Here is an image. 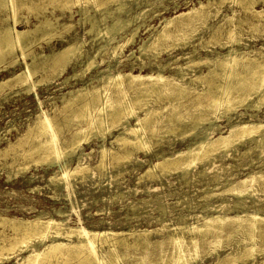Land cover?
<instances>
[{
    "label": "rangeland",
    "instance_id": "rangeland-1",
    "mask_svg": "<svg viewBox=\"0 0 264 264\" xmlns=\"http://www.w3.org/2000/svg\"><path fill=\"white\" fill-rule=\"evenodd\" d=\"M17 1L20 3H25L26 5L41 6L36 9H27L25 7H21L22 9L20 8L15 14L16 18L18 19V22L15 24V28L18 30L28 29L30 31H33L34 29L35 31L29 34V36L32 37L34 35L36 36L35 38H38L41 41H36L38 42V44L34 42L36 45L34 44L35 46H32L33 50L31 49L33 52H35L34 54L36 55V63L38 64V71L34 74L33 79L36 81L38 80V82L30 91H26L25 86H19L14 83V80H12L23 67V61L21 59L20 53L16 52L15 54V56H18V59L17 56L15 58V60H17V63L15 62V64H0V82L4 83V85H2L3 88L0 87V223H2L0 224L1 246H7L10 240L15 238L16 236L21 235L22 237L23 235L22 230H24L25 226L22 227V224L19 225L16 222H13L11 220L12 218L21 221L45 220L47 218H53L57 220L62 219L65 221V224L69 226L79 224L80 226H83L88 230L113 231L119 234L121 233V235L124 234V236H127L131 232L141 233V231L148 229V235L146 234L144 236L141 234L147 240V242L144 243L145 245L138 244L136 248L134 247L135 245H133L127 251H129V253L131 254V258H135L143 253H146L148 259L150 258L152 260L157 258L156 256H158L159 251L171 250L170 248L173 247V244H170V241L168 242V240H170L168 238V235L174 232L178 233L179 228L186 224V222L187 224H195L198 219L210 215H216L217 213L225 214L226 216H233L235 214H243L244 212H251L255 210H257L261 216H264V143L261 146H255V143L252 140L242 138V140L238 141L239 143H237V141L235 142V144L233 143L234 145H231V147H229L228 151L226 152H223L221 150H216L217 152L212 151L205 155L206 157L204 156V158L202 157L203 155H200L202 157L200 161H196L195 164L187 168L188 172L185 169H180L179 167L175 169H167L165 167H167L168 163L164 164L166 166L156 165L157 162H160L162 157L174 158L178 152H184L187 150V148L194 147L195 143H197L198 140L203 137L204 131H212V134H210V137L212 138L218 136L220 132L225 134L227 133L226 131L229 128L230 124L249 120V113L250 115H254L253 120H264V105H260L258 108L251 106V104H253L252 100H256L258 94L253 95L251 93V98L246 101L248 105H241L235 111H231L226 114L220 113V109L208 110L209 107H206L205 105L209 102L210 99L208 95H211L209 94V92L205 93V91L204 93H201L204 89L206 90V79H204L203 82L194 79V77L197 76L198 73H202L204 75L207 74V68L210 63H199L195 64V67H187V63L189 62L188 59L191 60L194 58L193 60L197 61L198 58H210L220 56L221 53H226V51L229 49L228 46L230 44H224L225 41H227V35L225 36L226 33H223V28H226V26L229 24L224 20L226 17L231 15L234 18L233 22L236 19L238 21L235 22L239 23L236 30L240 32V36L242 38V51L245 52L247 50L246 52H249L250 57L256 58L258 56L256 59H259L260 55L256 50H262L261 48L264 46V29L262 27H251L250 23L248 22L253 21V17H250L251 15L249 16V12L244 11L241 6L236 3H230L229 1L220 2V0L219 2L218 0H213V2H210L211 0H207L209 2L208 5L211 7V9L209 6V9L207 7L206 8L210 10L211 13L215 12V10L213 9H215L217 3H219L217 4V6L220 5L219 12L212 19L209 18L211 21L207 19L208 21L206 22V24L195 23L191 26L192 28L186 29L185 33H178L168 38L161 39L159 41L161 45L158 42L156 49L147 48V51L141 52L137 47H140L141 45L146 43L149 44L148 42L150 40V42H152L153 39L157 36L158 32L164 26L167 19L174 17L179 12L187 11L189 8H198L200 1L204 4H206L205 2L207 1L125 0L127 2L126 3L124 0H118L119 2L117 0H94V2H92L93 0L90 2H87L85 0H72V2L66 5V7L63 6V1L65 0ZM263 3L264 1L258 0V2L255 3L254 8L257 10H264ZM117 5L118 7L116 8ZM120 8L121 10H119ZM138 11H140L141 14ZM143 11H145L146 13ZM103 12L104 14H101ZM6 14V11L0 8V27L8 22V24L13 23L12 18H8L7 20H5ZM85 14L88 15V18ZM79 16L81 17L79 18ZM56 17H58L57 20H54ZM187 17L189 18V21H191L190 16H186L183 18L188 22ZM183 18H180L179 20L177 19L178 21L176 20V23L174 21V23L170 24L172 28L169 26V28L167 27V29H173L174 25H179L182 20L186 22ZM24 19L28 20L25 21ZM45 19L48 21L50 19L49 22L52 24V26H43L41 23L45 22ZM99 19L101 22L99 21ZM239 20H242V23H240ZM178 22L179 24H177ZM222 23H224L223 28H219L223 29L222 33L221 30L220 32L218 31L219 29L214 33V29H212V27L216 28L217 26L222 25ZM62 24L70 25L71 30H67V33L66 30H63V32H65L61 33L62 31L59 30H62ZM112 25L113 28H111ZM205 25L206 27L204 28ZM134 26L137 28V30H135L136 28ZM45 30L50 33V37L48 36V33L46 34ZM106 31L109 33H107ZM111 31H113L114 33ZM133 31L136 34H134ZM187 33L190 35H187ZM191 34L193 37L191 36ZM51 35L53 38L51 37ZM40 36H42V38ZM188 36H191L192 41L190 37L187 38ZM206 36L208 40L206 39ZM131 38L132 41L127 42ZM79 40L81 41V51L83 52L81 58H79L77 61L74 60L73 62H71L64 70V72L58 76H56L55 72L53 73L47 69V64L50 62V55L62 51L71 41ZM117 45L119 47H117L116 50H113ZM241 45H235V47H239ZM101 46L104 47L98 49ZM82 48L84 50H82ZM96 49H98V52ZM119 49H121V51ZM252 50L256 52L254 53ZM114 51L117 53L114 54ZM92 53L95 55H93ZM115 55H117V58ZM133 55L136 56L134 57ZM91 56L94 57V59L96 58L95 61H97L98 63L93 65L90 69L86 70L82 74L85 68V64L88 62L89 57ZM45 58L49 61H46ZM27 62L31 63L30 57H27ZM111 63L113 66L111 65ZM161 65L164 67H162ZM197 66L199 68H196ZM73 71H77L78 73H74ZM243 71H246V68ZM256 71H258V69H256ZM128 72L133 73V75L141 73L143 76H151L150 78L148 77L141 79L140 83L147 82L148 80L150 81L158 73H160L161 75H163V77L168 78V81L174 79V82L181 83L187 88V92L185 94H183L184 92H182L177 96L176 93L174 97L173 94L171 95V93L167 91L163 92L164 94L160 96L161 98L157 97L156 93H154L155 95L152 93L155 97H149V101L147 102L148 106H153V109L157 108L156 110H159V113H161L159 114L157 112L155 115H153L155 117L152 116L153 118L151 117V121L149 120L150 122H152L150 123L151 125L155 122V120H157L153 124V126L155 127V131L153 130L154 132H152L151 135V131L146 132L147 134L144 133V136L146 139H148L149 144L151 143L150 148L144 151V149L136 148L137 150H135V148L132 147L133 152L130 160L119 161L117 159L114 160L110 157H107L104 166L95 168L96 163H98L99 161L98 146L104 144L107 148L112 149L114 147L113 150H118V145L116 146V143L111 142L114 139V136L117 133L121 132V127L119 126L112 129L109 132L110 134L106 133L104 140H101V138L98 139V136H93L87 142L85 141L81 143L83 157L82 162H85L86 164L91 166V169L84 174L85 176H80L79 174L74 176L75 178L71 177L69 180V184H65L58 180H51L52 175L56 172H59L60 162L51 165L46 163L39 164L34 163V155L33 158H30L28 156L24 157L26 151L31 146L29 137L26 138V133L28 132L29 126L32 127L31 125H33L34 119L39 112L46 111L47 114H49L50 116L52 115L51 117L57 116L55 121L63 124V126L61 124V128L58 130L57 136L59 137V139H61L62 137H68V130L72 129L71 127L73 126L70 124L67 127V125L64 124V120L62 117L63 114H61L60 111V108L62 106L61 102L63 101V99L69 96V93L75 92L79 88L90 89L92 87H95V84L96 86L101 85V81L103 82V80H105L104 78L108 76L106 74L117 75L121 73L127 74ZM73 73L75 75L72 77ZM81 75L82 77H80ZM99 76L101 77L98 78ZM65 78L67 79V81L63 82ZM181 78H183L184 80ZM125 79L126 78H124V80L122 79L124 87L118 88V91L115 88L109 89L108 92L110 94H112L113 92H119V94H121L120 92H122L123 89V95H126V97L129 98H132L136 94H138L141 88L136 84L139 83V80L137 82L135 81L136 83L133 82L134 85H136L135 88L134 85L130 86V82ZM93 84L94 86H92ZM197 92L203 94V96L201 94L197 95ZM167 94H170L171 96H166ZM158 98L160 99L158 100ZM174 99H176L177 102ZM199 103H202V107L197 106ZM169 105H171L172 107ZM137 107L138 114L142 115L143 112L141 110L142 108H140L141 105H136V109ZM202 108H204V110ZM167 112L169 114H171L172 112H176V116H178L179 113L178 117H182L183 120L181 119V122H179L180 118H178V120L176 119V121L173 120L174 122L171 121L172 124L170 125V121L167 120V115H169ZM57 113L61 114V116ZM204 114H206L207 117L205 119L206 121L203 120V123L201 125L198 124L196 125L197 127L195 126L196 128L193 129L194 131L191 130V128L189 127L193 128L197 116H203ZM208 114L211 115L208 116ZM157 118H159V120ZM57 119L62 120L60 122ZM134 121L135 119L133 117L129 118L130 124L133 125L135 123ZM163 122H166L165 125ZM173 124H175V126ZM184 125L186 126L184 127ZM63 127H65L66 129ZM212 127L214 128V130L210 129ZM25 130L27 131L26 133H24ZM20 139H24V143H21L22 145L17 143L21 141ZM191 142H193V144ZM19 146L26 151H20L21 148H19ZM242 152H246V154H243L242 156ZM79 153L80 150H78L74 156L66 159H69L68 163L70 166L75 165V159L80 155ZM239 153H241V155H239ZM206 159H208V161ZM163 169H166V171H164ZM256 169H258L257 171L260 170V172L263 173V177L260 178L252 187L248 188L249 190L246 189V194L244 192L245 195L242 193L243 195L240 194L237 196L236 194H232L231 192L228 193V191H226V189L230 187L239 186L238 182L246 178L249 173L256 172ZM182 170L184 173L187 172L185 173V176H182L184 175ZM143 171H147L145 175ZM150 171L152 173H150ZM162 172L164 174H162ZM151 175L152 177H150ZM206 203H211V205L213 206H222L216 207L215 210H209L207 209V206H205L207 205ZM159 206H163L165 207V209L163 207L160 208ZM196 216L200 217L197 218ZM16 226L19 228H17ZM231 230L232 229L230 227H223L221 230H212L211 232H209L208 235L205 236V239L199 241L198 243L199 254L197 253L195 262H198L199 264H215L218 255H221V260L224 261L221 262V264H232L234 263V261V264H251L252 261H261L264 259V241L261 237H259L260 239L258 238L259 235L255 236L256 238H254L253 242H251L252 252L254 253H252L253 255L249 257L246 255L247 253L245 251L243 252L246 244L250 246L248 238H245V235H242L241 233H234L230 235ZM183 234L186 237H189V235L195 236V233L193 235V232L189 234L187 232H184ZM238 236L240 239L239 243ZM59 238V240L63 239L62 237ZM187 239L188 238H186V240ZM49 240V238H46L41 242L33 238L30 245L32 244L31 246L34 245L36 248L42 249L43 243L49 242ZM218 240L220 241L219 245L217 247H214L213 244L217 243ZM260 240L263 241H261V244L259 243ZM132 241L133 239L131 240V237L128 236L126 238L127 243L130 244ZM157 242L161 245H156ZM190 242L191 241L188 240L186 241V243L188 244H191ZM29 247L30 246L18 252L15 250H9L8 246L7 249L9 252H6V248L3 249L4 251L0 250V253H3L0 256V264H14L17 261L18 262L16 264H23L21 263V257H24L28 254V252L30 251ZM141 247L148 249L145 250L143 248V250L141 249ZM191 247L192 246L190 245L189 250L192 249ZM259 248L262 252L259 250ZM117 249L119 251H125L124 246H120ZM229 250H236L238 252V255L233 259V261H231L232 259H225L223 257V254L225 252H229ZM123 260L124 259L120 260L118 264H125V261ZM226 260L227 262H225ZM37 264L41 263L38 261ZM146 264L157 263L146 262Z\"/></svg>",
    "mask_w": 264,
    "mask_h": 264
},
{
    "label": "bare ground",
    "instance_id": "bare-ground-1",
    "mask_svg": "<svg viewBox=\"0 0 264 264\" xmlns=\"http://www.w3.org/2000/svg\"><path fill=\"white\" fill-rule=\"evenodd\" d=\"M27 1H29V0H27ZM85 1L90 2L92 0H85ZM223 1H229L230 3L232 2V3H236V4L240 5L244 11L250 13L249 14V16L251 15L250 17H253V21H250V22L247 21L248 23H250L251 27L252 26H253V28L262 27L264 29V10L263 9L257 10L254 8V5L256 2H258V0H220V2H223ZM261 1H264V0H261ZM70 2H72V0L71 1H69V0L63 1V6L66 7V5L69 4ZM92 2H94V0ZM210 2H213V0H211ZM218 2H219V0H218ZM115 3H117V2H115ZM205 3L206 4H204L203 2L200 1L198 8H195V7L189 8L187 11L179 12L174 17L167 19L165 21L164 26L163 25H162L163 27L161 26L162 29L159 32L156 31V32H158V34L153 39L152 42H150L151 40L149 42L147 41L149 44L146 43V44H143L137 48H139L141 52L147 51L146 50L147 48L156 49L158 42L161 39L168 38V37L175 35V34H178V33H185L186 29L192 28L191 26L194 25L195 23L196 24L197 23L206 24V22L208 21L207 19H209V18L212 19L219 12V6L220 5L217 6V4H219V3L216 2L217 3L216 7H215V9H213V10H215V12L213 11L214 13H211V11L208 10L209 9L208 8L209 2L207 1ZM214 6H215V4H214ZM21 7H25L27 9H36V8L41 7V6L40 5H38V6L26 5L25 3H20L17 0H0V8L4 9L7 13L5 20H7L8 18L9 19L12 18V21H13L12 24H8L9 23L8 22L6 24H3L0 27V64H3V63L15 64V62L17 61V60H15V58L17 56V55L15 56V54H16V52L20 53L21 59L23 61L22 62L23 67L20 69V72L14 76V78L12 80H14V83L19 85V86H25L26 91H30L31 89H33V87L38 82V80L36 81L33 79L34 74L38 71V64L36 63V55L34 54L35 52L32 51L33 50L32 46L35 44L34 42H36L38 40L41 41V40L38 38H35L36 36H34V35L32 37L29 36V34L33 33V31H35L34 29H33V31L32 30L30 31L28 29L27 30L26 29L25 30H18L15 28V24L18 22V19L16 18L15 14ZM117 7H118V5L116 6V8ZM91 9H93V8H91ZM111 9H113V8H111ZM210 9H211V7H210ZM119 10H121V8ZM145 11H143V12H145ZM138 12H140V11H138ZM101 14H104V12ZM140 14H141V12H140ZM157 14H158V12H157ZM69 15H73V14H69ZM81 15H82V13H81ZM85 15H87V14H85ZM107 15H105V16H107ZM117 16H115V17H117ZM186 16H190L191 21H189L188 17H187L188 22L186 19L183 18ZM27 17H29V16H27ZM43 17H45V16H43ZM53 17H55V16H53ZM80 17L81 16H79V18ZM57 18L58 17H56L54 20H57ZM87 18H88V15H87ZM180 18H183L186 22H184L182 20V22L180 24H179V22L177 23L179 25H174L173 29H167V27L169 28L170 24L174 23V21L176 23ZM100 19H99V21H100ZM113 19H117V18H113ZM120 19H121V17H120ZM134 19H135V17H134ZM233 19L234 18L232 17V15L225 18L224 21L229 24L226 26V28L225 27L223 28V24L225 22L219 26L214 25V26H217L216 28L212 27V29H214V33L217 32L216 30H218L220 27H222L224 29L223 33L225 32L226 33L225 36L227 35V39H226L227 41H225L224 44H226V43L230 44L228 46L229 49L226 51V53H224V54L221 53L220 56H215V57H210V58H208V57L198 58L197 57L198 58L197 61L193 60L194 58L191 60L187 58L189 60V62L187 63V67H190V68L193 66L195 67V64H199V63L209 64L210 63V65H208V68H207L208 69L207 74L204 75L202 73L201 74L198 73V75L195 76L194 79H197V80L203 81V82H204V79H206V87H205L206 90L204 89L203 92H201V93H204V91H205V93L209 92V94L211 96L208 95V97H210V99H209V102L205 106L209 107L208 110L220 109L221 110L220 113H223V114L224 113L226 114V113L231 112V111H235L241 105L242 106L248 105L246 103V101L251 98L252 94L253 95L258 94V97L256 100H252L253 104H251V106L258 108L260 105H264V46L261 48L262 50H256L259 52V55H260L259 59H256L258 56L256 58L250 57L249 52H246L247 50L245 52L242 51V49H241L242 45H243L242 38L240 36V32L238 30H236V28H238L239 23L235 22V21H238L236 19H235V21H234L235 23H234ZM241 19H242V17H241ZM247 19H249V18H247ZM27 20H25V21H27ZM93 20H94V17H93ZM118 20H119V18H118ZM49 21H50V19H49ZM49 21L45 19V22H42L41 24L43 26H50V25L52 26V24ZM81 21H82V19H81ZM1 22H3V21H1ZM85 22H87V21H85ZM163 22H162V24H163ZM239 22L242 23V20L241 21L239 20ZM119 23H120V21H119ZM123 23H124V21H123ZM58 24H60V23H58ZM113 25L111 26V28H113ZM149 26H150V24H149ZM209 26H211V25H209ZM54 27H55V25H54ZM117 27H119V26H117ZM205 27H206V25L204 26V28ZM61 28H62V30H59V31H62L61 33L65 32V31L63 32V30H66V33H67V30H69L71 28V26L62 24ZM91 28H94V27H91ZM106 29H108V28H106ZM121 29H122V26H121ZM206 29H208V28H206ZM223 29H219L218 31L220 32V30H221V33H222ZM135 30H137V28ZM111 32H113V31H111ZM34 33H36V32H34ZM47 33L49 36L50 33L46 31V34ZM107 33H109V32H107ZM132 33H131V35H132ZM134 34H136V33L134 32ZM187 35H190V34L187 33ZM191 36H192V34H191ZM191 36H188L187 38L190 37V39H191ZM40 37L42 38V36H40ZM51 37H52V35H51ZM61 37H63V36H61ZM133 39H134V37H133ZM148 39H150V38H148ZM206 39H207V36H206ZM50 40H51V38H50ZM145 40H146V38H145ZM79 41H71L70 43H68V45H66V47L62 51H60L61 50L60 49L59 50L60 52H57V53L50 55L49 56L50 62L47 64L48 65L47 69L53 73L55 72L56 76H58L64 72V70L67 68V66L71 62H73L74 60L77 61L79 58H81L83 52L81 51V41L80 42ZM129 41H132V38L129 39L127 42H129ZM182 41H185V40H182ZM191 41H192V39H191ZM36 43L38 44V42H36ZM189 43H188V45H189ZM159 44H160V42H159ZM224 44H223V46H224ZM119 45H120V43H119ZM203 45H204V43H203ZM235 45H241V46L235 47ZM244 45H247V44H244ZM102 47H104V46H101L98 49H100ZM112 47H113V45H112ZM117 47H119V46L118 45L115 46L113 50H116ZM83 48H82V50H84ZM98 49H96L97 52H98ZM151 49H149V50H151ZM119 50L121 51V49H119ZM93 52H95V51H93ZM116 53L117 52L114 51V54H116ZM93 55H95V54H93ZM149 55H150V53H149ZM156 55H158V54H156ZM156 55H155V57H156ZM193 55H195V54H193ZM39 56H41V55H39ZM115 56L117 58V55H115ZM27 57L31 58V63L27 62ZM155 57H153V58H155ZM17 59H18V56H17ZM95 59L92 56L89 57V60L85 64V68H84L82 74L86 70L90 69L93 65L98 63L97 61H95ZM49 60L46 59V61H49ZM42 61H44V60H42ZM113 61H116V60H113ZM111 65H112V63H111ZM167 66H169V65H167ZM162 67H164V66H162ZM6 68H7V65H6ZM196 68H199V67L197 66ZM245 68H246V71H243ZM256 69H258V71H256ZM259 69H260V71H259ZM81 71H82V69H81ZM75 72L78 73L77 71H75ZM74 73L72 74V77L75 75ZM185 73H187V72H185ZM121 74H117V75L106 74L108 76H106L104 74L106 77L104 78L105 80H103V82L101 81V85L96 86V84H95V87H92L90 89L79 88L75 92L69 93L68 94L69 96H67L66 98L63 99V101L61 102L62 106H61V108L60 107L59 108H60L61 114H63L62 117L64 120V124H66L67 127L70 124L73 126V127H71L72 129L68 130L69 131L68 137H62L61 139H59V137L57 136V132L61 128V124H62V123L60 124L59 122L55 121L57 116L51 117L52 115L50 116L49 114L46 113V111L45 112H42V111L39 112L38 111L39 113L36 116V118L34 119V123H33V125H31L32 127L29 126L28 132L26 130L24 132V133L27 132L26 138L29 137V140L31 142L30 148L26 151L20 147L22 145L21 143H24L25 137H24V139H20L21 140V141L19 140L20 142H17L18 144H21L19 146V148H21L22 150L20 149V151H26V153L24 152L25 153L24 157L28 156L30 158L31 157L33 158L35 156L34 157V163H39V164H42V163L45 164L46 163V164L51 165V164H56V163L60 162L59 172L54 173L51 177V180H55V181L58 180V181H61L65 184H69V180L71 177H74V176L79 175V174H80V176H82L87 171H89L91 169L90 168L91 166H89L85 162H82L83 157H82L81 143L85 142V141L87 142L93 136H98L99 137L98 139L101 138V140H104L106 133L108 134L112 129L117 128L119 126L121 127V130H120L121 132L117 133L111 142V143H113V142L116 143V146L118 145V147H119L118 150H116V149L113 150L114 147L112 149L107 148L104 144L100 143L101 145L98 146L99 147V152H98V157H99L98 160L99 161H98V163H96L95 168L96 167L100 168V167L104 166L107 157H110L114 160L117 159L119 161L130 160V158L132 156V152H133L132 147H134L135 150H137L136 148H138V149H144V151L146 149L150 148L151 143L149 144L148 139H146L144 136V133L151 131V133H150V135H151L152 132L155 131V127L153 126V124L157 120H155V122L151 125L150 123H152V122H150L151 121L150 119L155 117L153 115H155L157 112L159 113V110H156L157 108L153 109L152 108L153 106L152 107H149L150 105L148 106L147 102L149 101V97L150 98L155 97L154 93H156L157 97H160V96H162V94H164L163 92H166V91L171 93V95L173 94V97H174V95H176V93H177V96L180 95V93H182V92H184L183 94H185L187 92V88H186V86L182 85L181 83L174 82V79L168 81L167 80L168 78L163 77V75H161L160 73H158L150 81L148 80L147 82H143V83H140V80L144 79V78H148L149 76H147V75L143 76L141 73L133 75V73H131V72H128L127 74H122V75ZM104 75H102V76H104ZM182 75H181V77H182ZM80 77H82V75ZM100 77L101 76H99L98 78H100ZM124 78H126L130 82V86H133L134 83H136L139 80V83L136 85H138L141 88V89L139 88L141 92L139 91V93L136 94L132 98H129V97H126V95H123V93H122L123 89H122V92H120L123 96L121 94H119V92L118 93L113 92L112 94H110L108 92L109 89L115 88L118 91V88L124 87V85L122 83V79L124 80ZM181 79H183V78H181ZM66 81H67V79L65 78V80L63 82H66ZM68 81H69V79H68ZM9 84H12V83H9ZM2 85H4V83L0 82V87H2ZM136 85H134L135 88H136ZM92 86H94V84ZM188 92H190V91H188ZM16 93H18V92H16ZM201 93L197 92V95H200ZM124 94H125V92H124ZM168 95L171 96L170 94H167L166 96H168ZM201 95L203 96V94H201ZM182 96H184V95H182ZM204 97H205V95H204ZM160 98H158V100ZM177 99H178V97H177ZM174 100L177 102L176 99H174ZM252 102H250V103H252ZM180 104H182V103H180ZM201 104L202 103H199L197 106L200 107ZM136 105L137 106L141 105L140 108H142L141 109L143 112L142 115L138 114V112H137L138 107L136 109ZM169 106H171V105H169ZM202 109L204 110V108H202ZM184 110H186V109H184ZM161 111H163V110H161ZM199 111H201V110H199ZM61 114H58V115L61 116ZM159 114H161V113H159ZM175 114H176V112L175 113L172 112L171 114L167 115V120L170 121V123H169L170 125L172 124L171 121H173V120L176 121V119L178 120V118H180V117H178L179 113H178V116H176ZM201 115H202V113H201ZM204 115L199 116V117L197 116V119L195 120V124L193 125V128L189 127V125H188V127L191 128V130H193L194 128L197 127L196 125H198V124L201 125L203 123L202 121L207 118L206 114H204ZM209 115H211V114H208V116ZM130 117H133L135 119V121H134L135 123L133 125L130 124V122H129ZM249 117H250V119L247 121H241V122H237L234 124H230L229 128L226 131L227 133L223 134L222 132H220L219 135L216 136L215 138L210 137V134H212V131L211 132H210V130H208L209 132L204 131L203 137L200 138L198 140V142L196 141L197 143H195L194 147H189L184 152L183 151L178 152L174 158L162 157L160 162H157L156 165L161 166V165L168 163L167 167H165L167 169H172V168L175 169V168L179 167L180 169L182 168V169H185L187 171V168H189L191 165L195 164L196 161L199 162L200 159L202 157L204 158V156L207 155L208 153H210L212 151H216V150H221L223 152H226V151H228V148L231 147V145H234L236 141H237V143H239L238 141L242 140V138L252 140L255 143V146H261L264 143V120H253L254 115H252V114L250 115V113H249ZM214 118H216V117H214ZM157 119L159 120V118H157ZM181 119H182V117L179 119V122H181L180 121ZM57 120H59V119H57ZM61 120H59V121L61 122ZM167 120H166V122H167ZM165 123H164V125H165ZM173 125L175 126V124H173ZM62 126H63V124H62ZM185 126L186 125H184V127ZM63 128H65V127H63ZM181 128H183V127H181ZM210 129L214 130L213 127ZM173 131H175V130H173ZM180 133H182V132H180ZM24 136H25V134H24ZM60 136H61V134H60ZM181 136H182V134H181ZM21 137H23V136H21ZM178 137H180V136H178ZM25 141H28V140H25ZM191 143L193 144V142H191ZM18 144H17V146H18ZM190 146H192V145H190ZM255 146H253V147H255ZM13 150H14V148H13ZM78 150H80V153H79L80 155L78 157H76L75 165L70 166L68 163L69 159L68 160H66V159L74 156ZM89 151H91V150H89ZM234 152H235V150H234ZM246 152L245 153L242 152V156H243V154H246ZM18 153H20V152H18ZM261 153H262V151H261ZM200 155H203V156L201 157ZM239 155H241V153H239ZM160 157H161V155H160ZM2 160H3V158H2ZM206 160L208 161V159H206ZM164 166H166V165H164ZM5 167H8V166H5ZM163 170L166 171V169H163ZM257 170L258 169H256V172L249 173V175L246 178H244L243 180L238 182L239 186L230 187V188L226 189V191H228V193L231 192L232 194H236L237 196L242 194V193L244 194L246 189L249 190L248 188L252 187L260 178L263 177V173L260 172V170L259 171H257ZM0 171H1V169H0ZM161 171H159V172H161ZM146 172H144V175ZM182 172H183V170H182ZM187 172H185V173H187ZM127 173H128V171H127ZM150 173H152V172L150 171ZM150 173H148V174H150ZM185 173L182 176H185ZM162 174H164V173L162 172ZM150 177H152V175ZM150 177H148V178H150ZM146 179H147V176H146ZM49 180H50V178H49ZM231 185H232V183H231ZM245 194H246V192H245ZM209 196H207V197H209ZM205 206H207V209H209V210H211V209L215 210L216 207H221L222 205L213 206L210 203V204H207ZM235 206H236V203H235ZM162 207H160V208H162ZM163 208L165 209V207H163ZM196 217L199 218L200 216L199 217L196 216ZM182 219H183V217H182ZM11 220L13 222H16L19 225L22 224L21 225L22 227L25 226L24 230L21 229L23 231L22 237H21V235H19V236L15 235L16 237L14 236L15 238L10 240L9 244L7 243L9 250H11V251L15 250L17 252L21 251L22 249H26L28 246H30L29 247L30 251L28 252V254L24 257H21V260H22L21 263H23V264H37L38 261L41 264H118V262L122 259H124L123 261H125V264H146V262L157 263V264H199L198 262H195L196 257H197V253L199 251V247H198L199 241L205 239V236H207L208 233L211 232L212 230H215V231L221 230L223 227H230L232 229L230 232V235H232L234 233L235 234L241 233L242 235H245V238L246 237L248 238V240H249L248 242H250V246H248L246 244L244 250L243 249L242 250H243V252L245 251L247 253L246 255L249 257L251 255H253L252 253H254V252H252L251 242H253L254 238H256L255 236L259 235L258 238L261 237L264 241V216H261L257 210L251 211V212H244L243 214H235L233 216H226L225 214L217 213L216 215H210V216L202 217V218L198 219V221L195 224H187V222H186V224H184L182 227L179 228L178 233L174 232V233H170L168 235V238L170 239V240H168V242L170 241V244L171 243L173 244V247L170 248L171 250L159 251L160 253L158 252V256H156L157 258L152 259V260L150 258L148 259L146 253H143L140 256H137L135 258H131V256H130L131 254L129 253V251H127L133 245H135L134 246L135 248L138 244L145 245L144 243L147 242V240L144 236L146 234L148 235V233H149L147 231L148 229L141 231V233H132L131 232L128 234V232H127L128 235L124 236V234L121 235V233L119 234V233L113 232V231L88 230V229L84 228L83 226H80L79 224H76L74 226H69V225H66L65 221L62 219L57 220V219H53V218H47L45 220H26V221L24 220V221H21V220H17V219L15 220L14 218H12ZM7 221H5V222H7ZM0 224H2V223H0ZM13 226H15V225H13ZM17 228H19V227H17ZM184 232H187L188 234L193 232V235L195 233V236L189 235V237H186L183 234ZM125 234H126V232H125ZM141 234L144 236H142ZM128 236L131 237V240L133 239V241L130 244L126 242V238ZM239 236H238V239H239ZM59 237H62L63 239L59 240L60 239ZM166 237H167V235H166ZM33 238L37 239L41 242L43 240H45L46 238H49L50 240H49V242L43 243L42 249H39V248H36L34 245L31 246L32 244L30 245L31 240ZM186 238H188L187 239L188 241H191L190 242L191 244L186 243V241H187ZM242 238H244V237H242ZM64 239H65V241H64ZM236 240H237V238H236ZM255 240H257V239H255ZM245 241H247V240H245ZM245 241H244V244H245ZM261 241L262 240H260V242H259L260 244H261ZM2 242H3V240H2ZM168 242H166V243H168ZM239 242H240V239L238 240V243ZM219 243H220V241L218 240L217 243L213 244L214 247L215 246L217 247L219 245ZM159 244L157 242L156 245H159ZM170 244H168V245H170ZM190 245L192 246L191 250H189ZM224 245H226V244H224ZM7 246L6 245H2V246L0 245V250L2 251L4 248H6L5 250L7 252L8 251ZM120 246H124L125 251H119L117 248ZM207 246H208V244H207ZM237 246H239V245H237ZM143 248L141 247V249H143ZM146 249H148V248H146ZM242 250H241V252H242ZM259 250H260V248H259ZM235 251L236 250H234V251L229 250V252H225L223 254V257L225 259L226 258H229L230 260L232 259L231 261H233V259L236 258V256L238 255V252L237 251L235 252ZM1 254H3V253L1 252L0 256H1ZM2 257H3V255H2ZM0 260H1V258H0ZM240 260H241V258H240ZM191 262H193V263H191ZM221 262H224V261L221 260V255L220 256L218 255L217 260L215 261V264H221ZM225 262H227V260ZM16 263H14V264H16ZM234 263H235V261H234ZM234 263H232V264H234ZM251 264H264V259L261 261L260 260L259 261H252Z\"/></svg>",
    "mask_w": 264,
    "mask_h": 264
}]
</instances>
